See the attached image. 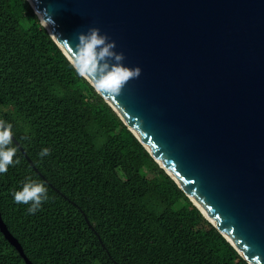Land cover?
Returning <instances> with one entry per match:
<instances>
[{"label": "trees", "instance_id": "16d2710c", "mask_svg": "<svg viewBox=\"0 0 264 264\" xmlns=\"http://www.w3.org/2000/svg\"><path fill=\"white\" fill-rule=\"evenodd\" d=\"M0 120L34 164L12 139L20 163L0 174V216L33 264H249L77 76L27 0H0ZM29 177L50 198L35 214L12 195ZM0 264H26L1 230Z\"/></svg>", "mask_w": 264, "mask_h": 264}, {"label": "water", "instance_id": "95a60500", "mask_svg": "<svg viewBox=\"0 0 264 264\" xmlns=\"http://www.w3.org/2000/svg\"><path fill=\"white\" fill-rule=\"evenodd\" d=\"M28 1L70 62L99 28L141 69L100 95L243 259L264 264V0ZM0 230L33 264L1 216Z\"/></svg>", "mask_w": 264, "mask_h": 264}, {"label": "clouds", "instance_id": "9594fccd", "mask_svg": "<svg viewBox=\"0 0 264 264\" xmlns=\"http://www.w3.org/2000/svg\"><path fill=\"white\" fill-rule=\"evenodd\" d=\"M115 48V41H110L106 34L102 35L99 28H89L87 34L78 35L71 67L78 77L89 82L99 94L119 95L129 81L141 75L139 67L129 68L124 65V54L117 53ZM12 138V125L0 120V174L7 173L13 163H20L19 159L13 160L17 149L9 147ZM49 154L48 148L39 153L40 157ZM12 195L15 203L30 205L27 209L29 214H35L50 199L45 185L30 177L22 182L21 190L13 191Z\"/></svg>", "mask_w": 264, "mask_h": 264}]
</instances>
